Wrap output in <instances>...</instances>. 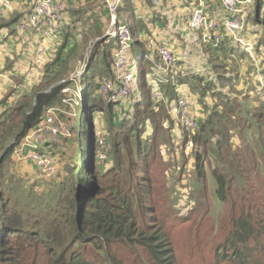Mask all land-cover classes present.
<instances>
[{"label": "trees", "instance_id": "1", "mask_svg": "<svg viewBox=\"0 0 264 264\" xmlns=\"http://www.w3.org/2000/svg\"><path fill=\"white\" fill-rule=\"evenodd\" d=\"M123 2L127 6L128 0ZM262 7L259 3L257 12ZM127 8L130 9L129 5ZM70 11L78 12L75 9ZM23 16L15 14L8 21L20 22ZM75 16H78L77 20L82 24L85 23L80 13ZM2 21L1 19L0 22ZM255 21H259V15ZM136 26L134 25L136 30L140 31ZM94 30L101 35L100 27L95 26ZM75 31V25H66L62 29L61 41L51 59L44 64L42 78L38 84L22 91L10 87L0 100V103H4L9 97L15 96L0 112V172L2 164L13 152L14 146L37 125L47 109L56 106L60 101L59 90L55 88L52 91H45V88L46 84L58 77L78 52L79 38ZM142 47L139 40L132 41L129 52L133 54L138 50L145 54ZM232 47L227 41L216 46L203 44L202 51L206 54V63L213 74L211 78L196 73L190 75L192 71H188L190 76L186 78L169 77L167 83H159L161 99L153 97L151 83L148 80V74L152 72L150 58L139 57L137 59L139 84L137 97L133 101L132 123L128 131L135 133L136 155L144 148L149 151L151 146L147 147L144 141H139L142 130L148 123L152 128L150 142H154L159 131L165 132L162 128L163 122L168 121L169 126L172 125V121L167 120V108L177 97L182 86H188L192 94L197 95L196 92L199 91V102L207 96V91L210 90L211 94L216 91L220 100L224 99L225 106L221 108L215 105L210 110L209 107L202 106L205 105L202 103L204 111L202 117L198 116L200 119L198 127L194 131L191 130L195 133L183 134L181 146L184 147L187 141L191 142V153L194 149L195 157L193 171L197 181L205 178V163L211 159L216 162L211 169V175L215 183L214 194L221 201L229 196L227 189L230 192L234 179L241 180L239 187H244L248 183L245 176L257 167L253 163L254 148L264 149V105L260 103L254 106L251 98L247 95L241 96L235 87L240 76L237 65L233 63L234 65L230 66L228 63L230 59L228 54L233 52ZM111 48L112 46H109L105 49L102 46L101 51L99 49L102 57H98L89 65L78 87L82 92V110L79 125L73 130L76 131L78 141L76 162L69 165L70 167H64L66 172L64 180L59 181L56 190L52 192L50 203L40 202L37 211H33L34 214L16 207L8 209L9 199L4 201L0 190V264H178L163 223L154 215L147 214L145 218L151 222L149 225L143 223V218L137 216L133 199L135 192L129 187L125 189L128 184L121 178L116 184L101 182V178L105 179L108 174L103 175L104 172L103 176L99 173L100 180L96 178L98 171H95L93 166L97 161L93 160L92 156L98 152V145L94 147L90 144L94 122L92 116V120L85 119L87 112L89 110L108 112L113 119H117L115 122L112 120L110 125L115 124V127L119 128L126 123L123 115L128 110L125 108L127 98L103 102L98 93L99 77L95 79L94 75L89 73L90 67H96L101 74L110 76V61H107L106 57L110 55ZM14 79L16 83L21 80L18 76H14ZM202 82L204 87H198ZM117 102L121 103L120 109L124 112L121 115L116 112ZM157 123L159 125H155ZM169 126L166 130L173 132L175 127ZM249 136H253L254 139L252 146L247 143ZM117 137L119 138V135H114L112 149L108 150V154L115 158L117 156L119 160L121 153L124 152L126 164L130 168L135 164L130 159L133 152L129 146L133 137H124L120 140L125 146V151H120L118 141L115 140ZM234 137L241 143H233ZM241 146L245 147L242 149ZM148 154H143L144 159ZM261 155L263 157L264 152L261 151ZM247 161L251 162V165L248 166ZM144 163L146 164L138 165L137 172L142 175H137V178L142 182L136 180L135 187L140 190V196L146 198L150 196L152 189L150 178L147 176V162ZM119 166L117 160H114L109 169L114 173L119 172L117 170ZM130 172L131 170L127 174L131 175ZM141 209H144V212L146 208L141 205ZM241 214L239 221L234 224L231 239H234L236 244L230 240L234 247L228 258L239 264H249L250 257L242 250L247 247L246 239L252 236L257 239L258 233L254 229L249 213ZM117 247L126 248L131 259L119 257L115 252ZM219 258H222V253L219 254Z\"/></svg>", "mask_w": 264, "mask_h": 264}, {"label": "rangeland", "instance_id": "2", "mask_svg": "<svg viewBox=\"0 0 264 264\" xmlns=\"http://www.w3.org/2000/svg\"><path fill=\"white\" fill-rule=\"evenodd\" d=\"M105 3H107L106 0H89L88 4L85 6H81L77 9L75 8V10L78 11L76 13L81 14L80 17L88 18L85 23L78 25L79 31H75V35L79 34V36H81L77 42L78 52L73 59H70L69 64L61 71L58 77L53 82L46 84L45 88V91H52L55 88L59 90L58 95L60 101H58L56 106L72 114L71 118L74 130L75 127L77 128L79 125V115H81L82 110V92L78 87L89 65L93 64V61L98 59V57H102L101 53H99V49L101 51L102 46L105 49L112 46L110 55L106 57L107 61H110V76L101 74L96 67H90L89 73L94 75L95 79L104 77L111 80L113 79L112 68H114L116 63L114 56L119 48L120 41V38L118 37V39L116 37L117 31L115 29L120 25H125L128 28L127 35L131 37L132 41L139 40L142 43V49L144 52L146 51L145 54L138 50H135L133 54L127 52L129 62L132 63V67L134 66L133 70L134 73H136V76H134L136 93H134L132 89L128 90L130 95L127 97V102L125 103L128 106L125 107L128 109L125 113L120 109L121 103L117 102L118 110H116V112L119 113V115L124 113L123 120L126 123L119 128H116L115 124L111 126L110 122L112 120L115 122L117 119H113L112 116L107 114L108 112L103 111L90 112L89 110L85 117L87 120L93 117L94 122H90L93 128L92 141H90V144L94 147L98 145V152L92 156V159L97 161V164L93 166L95 167V171H98L96 178L100 180L99 173L100 176L108 173L105 179L101 178V182L116 184V181L121 178L128 184L125 186V189L129 187V189L135 192L133 199L137 216L143 218V223L149 225L151 222L147 217L145 218L147 214L154 215L163 223L165 231L169 234L172 242L178 264H239L237 261H233L234 259L228 258V255L233 253L232 249L234 247V245H231L230 240L236 244L234 239L231 238L234 231V224L239 221L241 213H243L241 215L249 213L250 219L254 223V229L258 233L257 239L253 236L246 239L247 247L242 251L249 255V264H264V156L262 157L261 155V151L264 152V149L260 150L256 147L254 148V154L250 152L253 156V163H255L257 167L250 172L249 175L245 176L248 183L244 187H239L241 180L234 179L231 184L230 192L227 189L229 196L224 201L218 200L214 194L215 183L211 175V169L216 165V162L212 159L207 161L204 165L206 173L205 178L197 181L193 171L195 157L194 149L191 153V142L187 141L184 147L181 146L183 134L186 132L188 134L189 132H195L186 129L179 123L177 117H175L170 110L171 101L167 108V120L172 121V125L170 126L175 127V133L174 131L169 132V130H166L169 126V122L165 121L163 122L164 127L162 126L165 132H163V130L159 131L157 133L159 135L156 136L157 139L154 142H150L152 128L148 126L147 123L146 127L142 130L139 141H144L147 147L151 146V150L148 151L147 148H144L136 155L137 140L134 137L135 133L131 131L129 133L128 131L132 123L134 113L133 101L137 97L139 84L137 76V59L141 56L149 57L147 53V51H149L151 53V58H149L152 68L161 67V62L157 56V47L159 45L156 48L149 46L146 37L153 35L152 32H149L147 23L144 20H141V23L139 20L135 22L136 13L127 8L123 0H120L116 4L115 12L113 13L114 17H112V13ZM92 5L96 8L99 5L104 6L107 12L104 14V9H100L98 13L96 11L94 14L90 15L92 18H89L90 16L87 17L85 15L88 13L87 10L90 9L88 7H92ZM261 5L264 6V1L261 2ZM94 9L95 8L92 10L94 11ZM101 10L103 12L102 15ZM254 17L255 16L252 15V20L256 22ZM261 20L262 19L259 18L258 22L263 24ZM135 23L138 30L141 31L144 29L146 33L145 38H142L141 32L136 30L134 27ZM95 26L100 27L101 35L94 30ZM112 33H114V35ZM162 40L165 44L170 43L168 36L165 38L163 37ZM260 43L264 49V27L259 44ZM129 46H131V44H129ZM249 53H253V48ZM227 54L228 52L226 55ZM229 54L228 56L231 58ZM229 60L230 59H228V63H230ZM233 63H237V59L232 60L230 66H233ZM207 67L208 70L207 72L204 71L203 77L211 78L213 74H211L208 64ZM237 67L240 70L243 69H241V63L238 64ZM179 70L180 64H176L174 68H171L166 73L164 72L156 75L150 72L148 74V80L150 83L156 81L159 87V83H167L169 77H180ZM188 71L190 72V70ZM194 73L195 72L190 75ZM190 75L187 74L185 77L181 78H186ZM203 83L204 82L198 84V87L203 88ZM196 93L197 95H193L196 96L195 99L199 102V91ZM213 93L214 94H211L210 90L206 92L207 96L203 97L202 101H200L201 103L199 102L200 107L202 103L205 104L202 106L209 107L210 110L213 106L215 107V105L221 108L225 106L224 99L220 100L221 98L217 95L216 91ZM100 99L108 103L107 98L101 97ZM201 108L202 110L199 114L195 113L200 117L203 116L204 111L203 107ZM221 108L217 109L223 113L224 110ZM210 110L208 113L211 112ZM197 116L196 118L198 122H200ZM155 125H159V123ZM171 134L172 136H170ZM114 135H119V138L117 137L115 140L118 141L120 151H125V146L121 144L120 140H123L124 137H133L129 146L133 152L130 159L135 163L133 165L134 167L132 166L129 168L126 164L127 159H125L126 154L124 152L121 153L119 160L117 156L115 158L111 154H108V150L112 149ZM250 136L247 143L252 146L254 139L253 136ZM152 142L153 144H151ZM238 143H241V141ZM77 147L78 141L76 138V131H74L72 137L64 141V151L60 153L55 152L57 160L56 173L51 177L41 175L30 162L18 160L13 152L9 154L8 158H6V162L2 164L0 172V190L3 193L4 201L9 199L8 209L16 207L21 211L27 213L30 211L31 214H34L35 212L33 211H37L40 202L50 203L52 192L56 190L59 181L64 180L66 174L64 167L71 166L76 162L75 152ZM241 147L243 149L245 146ZM144 153H150L146 159H144ZM114 160H117L120 165L117 169L119 172L116 171L115 173L109 169ZM144 161L147 162V176L150 178L149 182H151L152 189L150 196L146 198L140 196V190H137L135 187L136 180H140L137 178V175H142L137 172L138 165L146 164ZM247 165H251V162L247 161ZM130 170L131 175H128L127 173ZM103 172L104 174L102 175ZM140 181L142 182V180ZM141 198L143 199L141 200ZM141 205L146 208L144 211L145 213L143 212L144 209H141ZM115 252L119 257H127L125 260L131 259L130 252L124 247H117ZM220 253H222L221 259L219 258Z\"/></svg>", "mask_w": 264, "mask_h": 264}, {"label": "built area", "instance_id": "3", "mask_svg": "<svg viewBox=\"0 0 264 264\" xmlns=\"http://www.w3.org/2000/svg\"><path fill=\"white\" fill-rule=\"evenodd\" d=\"M119 1L106 0L105 4L109 7L112 17ZM149 1L154 6L162 2V0ZM254 6L255 0H192L188 26L192 31L200 33L203 43L216 46L225 36L243 47L245 51H250L251 46L244 42L241 33L246 27L248 11ZM12 11V0H0V18ZM65 12L66 6L59 0H34L30 10L24 14L17 25V29L21 32L33 30L44 37L56 35L64 25ZM127 29L125 25L115 29L116 37H119L120 41L114 56L116 63L112 81L104 77L98 80L99 96L107 98V101L127 98L130 95L129 89L136 93L134 87L136 73L127 57L131 47L129 44L132 42L131 37L127 35ZM37 53L39 56L35 57L34 62L36 65H42L44 59L40 56V52ZM157 56L161 67L152 68V72L156 75L168 72L179 60L187 61L189 51L184 49L178 58L167 45L161 44L157 47ZM186 67L180 68V77L188 74ZM151 85L153 97L161 99L162 94L158 83L152 81ZM170 110L186 129L194 131L198 127V120L191 112L190 98L182 91H179L177 97L171 102ZM71 115L58 106L47 109L37 125L15 145L14 156L20 161L30 162L41 175L53 176L56 173L55 152H63L64 141L72 137L74 125Z\"/></svg>", "mask_w": 264, "mask_h": 264}, {"label": "crops", "instance_id": "4", "mask_svg": "<svg viewBox=\"0 0 264 264\" xmlns=\"http://www.w3.org/2000/svg\"><path fill=\"white\" fill-rule=\"evenodd\" d=\"M34 0H12L13 11L8 13L5 17L0 18V100L4 97L6 91L10 87H16L18 91L30 89L42 78L43 66L51 59L53 53L61 41V31L66 25L76 26L79 31V26L82 24L76 19L77 13H71L70 9H77L81 6L88 4L89 0H59L66 6L64 14V25L60 32L52 36H42L37 32L30 30L21 32L17 29L19 20L14 22L8 21L15 14L20 17L30 10ZM264 0H255L254 8L248 11L246 27L241 33L245 43L253 48V53L244 51L243 47L234 43L230 38L223 37L221 42L227 41L230 46H233V52L229 62L237 59L238 64H242L239 69V82L235 86L240 91V95H247L251 98L254 106L262 103L264 105V49L261 45L260 39L263 35L264 27V6L257 12L258 4ZM136 13V20L139 22L144 20L149 27V32L153 36H147L149 46L156 48L158 45H167L173 53L179 58L184 49L189 51L187 61L179 60L177 64L180 67L187 66L190 71L196 74H204L207 72L208 67L206 63V54L202 51L203 43L200 33L192 31L188 26V18L191 12L192 0H162L158 6L152 5L149 0H128L127 6ZM87 10L85 16H90L98 10L104 9V6H97ZM93 8L94 11L92 10ZM17 12V13H16ZM104 14L106 9L103 10ZM101 10V15H102ZM252 15L257 19V15L262 19L261 22H253ZM78 17V16H77ZM89 18H92L90 16ZM88 18H84V22ZM8 21V22H7ZM141 23V22H140ZM136 25V23L134 24ZM142 38H145L146 33L144 29L141 30ZM148 35V34H147ZM169 37L170 43L165 44L162 40L163 37ZM79 38V34L77 35ZM250 49V50H251ZM41 53L44 62L42 65H36L34 62L35 57ZM146 52V51H145ZM148 56L151 58V53L147 51ZM39 56V55H38ZM159 59V58H158ZM14 76L20 77V82L16 83ZM186 94L190 98L191 112L200 113L202 108L195 99V95L191 94L188 86H182L180 92ZM15 97V96H14ZM14 97H9L4 103H0V112L10 100ZM193 98V99H192ZM197 116V115H196ZM198 117V116H197ZM233 143H238V138L234 137Z\"/></svg>", "mask_w": 264, "mask_h": 264}]
</instances>
